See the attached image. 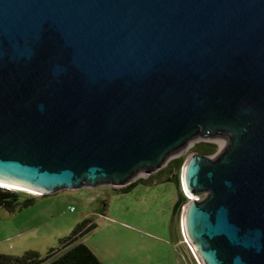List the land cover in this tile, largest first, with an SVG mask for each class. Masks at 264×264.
<instances>
[{
    "label": "water",
    "instance_id": "1",
    "mask_svg": "<svg viewBox=\"0 0 264 264\" xmlns=\"http://www.w3.org/2000/svg\"><path fill=\"white\" fill-rule=\"evenodd\" d=\"M217 137L183 169L186 242L264 264V0H0V185L126 186Z\"/></svg>",
    "mask_w": 264,
    "mask_h": 264
},
{
    "label": "rangeland",
    "instance_id": "2",
    "mask_svg": "<svg viewBox=\"0 0 264 264\" xmlns=\"http://www.w3.org/2000/svg\"><path fill=\"white\" fill-rule=\"evenodd\" d=\"M200 142L217 146L208 155L214 158L226 147L227 139L198 138L190 142L159 170L142 172L133 181L137 186L127 193L124 191L129 185L41 194L15 190L34 196L36 201L15 213L0 209V253L21 256L35 251L45 256L59 248L60 241L72 234L78 224L90 219L97 228L79 242L89 246L103 264H199L183 234L182 217L191 199L206 197L202 193L192 198L183 182L185 164L198 153L195 147ZM180 157L184 158L180 170L169 165ZM181 191L188 201L172 222L173 208Z\"/></svg>",
    "mask_w": 264,
    "mask_h": 264
},
{
    "label": "trees",
    "instance_id": "3",
    "mask_svg": "<svg viewBox=\"0 0 264 264\" xmlns=\"http://www.w3.org/2000/svg\"><path fill=\"white\" fill-rule=\"evenodd\" d=\"M216 145L210 142H200L195 151L204 155L215 152ZM184 158H176L169 165L181 169ZM143 181V180H142ZM179 183V180H177ZM137 182L130 184L125 193L137 186ZM34 196H25L19 191L0 187V209H6L11 213L35 203ZM188 201L186 195L181 191L173 208L172 222L182 213V207ZM97 228V224L90 219L78 224L72 234L60 241V246L53 249L45 256L35 251H27L23 255L0 253V264H103L97 255L85 243L79 242L90 232ZM189 263V262H188Z\"/></svg>",
    "mask_w": 264,
    "mask_h": 264
},
{
    "label": "bare ground",
    "instance_id": "4",
    "mask_svg": "<svg viewBox=\"0 0 264 264\" xmlns=\"http://www.w3.org/2000/svg\"><path fill=\"white\" fill-rule=\"evenodd\" d=\"M0 186H2V185H0ZM4 187H6V186H4ZM6 188H9V189H13V190H19V189H15V188H11V187H6ZM190 195V194H189ZM191 196V195H190ZM192 197V196H191ZM193 198V197H192ZM183 234H185V231H183ZM186 236V235H185ZM188 242V241H187ZM188 244H189V247L190 248H192V246L190 245V243L188 242ZM193 249V248H192ZM193 251H194V249H193ZM194 256H195V259H196V261L197 262H200V260H199V258H198V256L196 255V253H195V251H194ZM197 256V257H196ZM201 263V262H200Z\"/></svg>",
    "mask_w": 264,
    "mask_h": 264
},
{
    "label": "built area",
    "instance_id": "5",
    "mask_svg": "<svg viewBox=\"0 0 264 264\" xmlns=\"http://www.w3.org/2000/svg\"><path fill=\"white\" fill-rule=\"evenodd\" d=\"M72 210H74V207L72 208Z\"/></svg>",
    "mask_w": 264,
    "mask_h": 264
},
{
    "label": "flooded vegetation",
    "instance_id": "6",
    "mask_svg": "<svg viewBox=\"0 0 264 264\" xmlns=\"http://www.w3.org/2000/svg\"><path fill=\"white\" fill-rule=\"evenodd\" d=\"M134 183V182H133ZM132 184V183H131ZM186 204V203H185ZM183 209V208H182ZM183 231V230H182Z\"/></svg>",
    "mask_w": 264,
    "mask_h": 264
},
{
    "label": "crops",
    "instance_id": "7",
    "mask_svg": "<svg viewBox=\"0 0 264 264\" xmlns=\"http://www.w3.org/2000/svg\"><path fill=\"white\" fill-rule=\"evenodd\" d=\"M189 264V263H188Z\"/></svg>",
    "mask_w": 264,
    "mask_h": 264
}]
</instances>
